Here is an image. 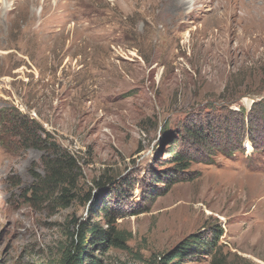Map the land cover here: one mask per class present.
<instances>
[{
    "label": "rangeland",
    "instance_id": "374dc122",
    "mask_svg": "<svg viewBox=\"0 0 264 264\" xmlns=\"http://www.w3.org/2000/svg\"><path fill=\"white\" fill-rule=\"evenodd\" d=\"M206 1L0 0V264H63L80 223L105 227L95 207L117 201L95 184L105 175L127 192V241L81 264H166L215 230L229 263L264 264V0ZM12 115L38 124L42 148L19 143ZM173 140L190 163L151 195ZM56 151L77 167L68 207L26 191Z\"/></svg>",
    "mask_w": 264,
    "mask_h": 264
},
{
    "label": "trees",
    "instance_id": "16d2710c",
    "mask_svg": "<svg viewBox=\"0 0 264 264\" xmlns=\"http://www.w3.org/2000/svg\"><path fill=\"white\" fill-rule=\"evenodd\" d=\"M11 122L13 126L12 131L15 133L14 136H17L19 139V143L26 147H43L40 143L42 141V136L39 134L40 127L36 122L19 115H12ZM187 136L191 138L190 142L194 145L208 144L206 136H201L198 132H191ZM229 145V149L234 150L236 148L234 143ZM180 146L181 144L176 140L170 143L167 151V163L173 166L168 171L166 170L157 176L158 185L162 183V179H169L168 183H165V186L163 185V191L160 192L157 190V187L152 191L151 188L149 192L151 195H162L169 191L174 182L177 180L181 181V177H176L178 174L183 175L184 171L188 168L191 152ZM41 161L44 174H34V182L26 189L30 193L29 201L41 203L55 198V203L59 207H68L71 201L76 198L75 189L78 179L74 173V170L77 168L74 159L65 151H56L54 154L43 156ZM95 184L98 188L108 186L109 193H107L105 198L109 196L115 197L117 201L114 203V206H110L106 202V206L99 208L95 207V201H93L94 199L90 191L84 194V201L91 206L90 211L94 213L92 215L95 216L99 211L105 221V227L100 226L97 221L86 224L80 223L76 228L77 238L71 240L70 247L72 250H68L63 256V264H81L92 247L97 249H106L109 246L123 248L127 241L126 233L119 231L116 227V219L123 215V212L119 208L120 198L127 193L123 190L125 189L123 183L119 181L115 182L110 176L105 175L97 179ZM93 207L98 209V211L93 212ZM221 233V230H215L208 237L203 233L190 234L172 252L167 254L166 264H182V262L193 260L195 256L200 257L203 255H210L209 264H231L228 262L229 254L223 252L218 247ZM174 259H177L176 262H173Z\"/></svg>",
    "mask_w": 264,
    "mask_h": 264
},
{
    "label": "bare ground",
    "instance_id": "6f19581e",
    "mask_svg": "<svg viewBox=\"0 0 264 264\" xmlns=\"http://www.w3.org/2000/svg\"><path fill=\"white\" fill-rule=\"evenodd\" d=\"M206 1V0H205ZM207 2V1H206ZM184 5V0H177V6L178 7H182ZM194 7V6H193ZM226 8V7H225ZM185 12V11H184ZM184 12L180 13L179 16H183ZM196 12V7L193 8V10L188 14V16H190L192 13ZM261 18V17H260ZM259 18V19H260ZM246 27V26H245ZM257 27V26H256ZM260 30V29H259ZM187 38V37H185ZM243 39V38H242ZM188 42V41H187ZM241 42V41H240ZM189 43V42H188ZM243 43V42H242Z\"/></svg>",
    "mask_w": 264,
    "mask_h": 264
}]
</instances>
